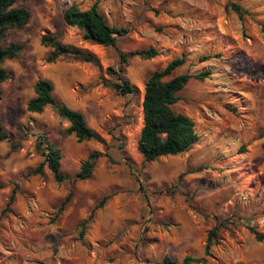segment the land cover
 <instances>
[{"label": "rangeland", "instance_id": "374dc122", "mask_svg": "<svg viewBox=\"0 0 264 264\" xmlns=\"http://www.w3.org/2000/svg\"><path fill=\"white\" fill-rule=\"evenodd\" d=\"M228 1L247 14L227 10ZM72 3L84 9L97 3L108 24L126 32L110 46L84 39L63 20ZM14 4L30 17L2 40L24 48L2 62L8 77L0 84V125L12 140H0V264H169L166 256L179 264L185 255H204L208 232L220 222L226 227L205 262L194 264H264V240L246 227L264 233V0ZM44 33L94 54L101 68L73 56L48 62ZM150 46L157 56H135L124 66L134 92L102 83V76L115 79L105 69L118 67L119 53ZM181 56L185 62L171 76L211 71L204 80L192 78L173 105L191 117L199 139L182 153L145 161L137 143L146 79ZM39 78L49 79L55 97L80 110L103 141H78L51 106L27 111ZM43 137L61 150L68 180L55 181L46 165L43 174H28L44 160ZM91 151L101 155L90 177L75 179ZM14 187L15 200L3 210Z\"/></svg>", "mask_w": 264, "mask_h": 264}, {"label": "trees", "instance_id": "16d2710c", "mask_svg": "<svg viewBox=\"0 0 264 264\" xmlns=\"http://www.w3.org/2000/svg\"><path fill=\"white\" fill-rule=\"evenodd\" d=\"M15 1L0 0V84L8 77L2 62L18 56L19 52L24 48V44L19 42L3 45L2 40L10 29L23 28L30 17L29 10L24 6L15 5ZM226 9L236 13L239 17L247 14V10L234 1H228ZM63 20L67 25L79 28L84 39L105 46L114 45L117 38L116 35H123L126 32V28H117L108 24L97 3H93L85 9L79 7L76 3H72L64 9ZM262 31L264 32V27H262ZM41 43L51 48L47 56L48 62H53L61 56H73L76 59L94 63L101 68L100 62L94 54L80 47L62 43L56 35L44 33L41 36ZM158 54L159 50L153 46L121 52L119 53L118 67L108 66L105 69V72L110 76H114L115 79L109 80L102 76L101 81L105 86L112 87L121 94L132 93L135 91V87L122 75L128 59L135 56L142 59H150ZM207 58H209V55L201 57V60ZM184 62V56L175 57L162 69L154 70L146 79L142 100L143 125L137 143V148L145 161H153L161 156L182 153L191 148L199 139L195 123L191 117L184 113L176 112L173 109V105L179 101L180 92L192 78L204 80L211 71L206 69L197 73H180L171 76ZM53 91L54 85L49 79H37L34 83V95L26 104L27 111L40 113L45 107L51 106L61 118L69 123L66 132L73 134L78 141H103L102 137L87 124L83 113L58 100ZM230 110H235V107L230 108ZM4 139L11 141L12 137L3 132V127L0 125V140ZM41 141L44 143V160L30 169L28 174H43V168L46 165L53 174L55 181L68 180L69 175L61 171V150L44 137L41 138ZM13 147L14 145H12ZM100 155V152L91 151L82 160L74 178L86 179L90 177L96 159ZM15 193L16 188L14 187L3 210H10V206L15 200ZM71 196L72 191H69L59 206L57 214L68 203ZM105 200L106 197L99 202L93 211L97 207L102 206ZM84 225L85 223L83 222ZM223 227H226V225L224 222H220L209 230L202 257L185 255L179 264L205 262V257L209 254L210 247L218 237V231ZM246 227L254 234L257 240H264V233L259 232L254 224H246ZM164 259L169 264H177L168 256Z\"/></svg>", "mask_w": 264, "mask_h": 264}]
</instances>
